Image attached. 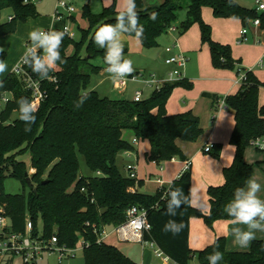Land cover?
<instances>
[{
    "label": "trees",
    "instance_id": "16d2710c",
    "mask_svg": "<svg viewBox=\"0 0 264 264\" xmlns=\"http://www.w3.org/2000/svg\"><path fill=\"white\" fill-rule=\"evenodd\" d=\"M37 1L41 0H0V39L15 34L19 23L39 19ZM135 2L139 21L144 26L141 43L145 48L157 47L159 38L178 24L179 13L186 10L187 19L180 25L181 35L198 24L202 44L210 49L213 67L246 74L238 93L225 98L226 107L235 115L230 144L236 153L233 164L223 171L225 184L208 189L210 212L187 206L181 210L182 215L174 218L183 221V231L177 236L164 233L162 228L169 219L164 214L165 194L170 187L183 188L187 193L192 187L191 169L168 189L148 195L136 190L143 186L142 181L125 178L118 168L119 154L136 151L134 140L151 144V151L146 155L149 162L159 166L175 159L187 162L177 141L196 143L204 130L201 119L191 111L178 115L167 112L175 89L193 90V83L187 79L168 83L150 99L140 102L101 98L97 91L88 90L92 76L103 69L94 61L102 60L107 67L104 50L94 44L93 38L101 25L115 23L119 12L116 0L100 14L93 13L89 4L84 7L82 17L89 26L80 29L78 40L65 37L60 49L63 62H58L51 73L57 82L41 79L27 67L36 79L43 81L47 91V98L37 111L30 132L24 131L25 124L18 118L16 101L20 97L31 99V93L13 73L2 81L0 95L11 94L13 98L0 112V209H5L13 233H25L26 221L30 219L34 236L40 235L39 223L42 222L41 236L45 241L56 236L59 246L74 249L83 239L88 244L83 249L85 264H138L116 246L98 243L94 232V226L113 228L124 224L128 210L133 207L147 212L151 230L145 234V240L155 242L178 264H191L195 258L199 264H209L207 257L214 249L223 253L220 264H264L263 240L252 241L248 252H229L226 237L217 238L213 245L201 251H193L189 241L192 219L203 220L211 230L219 221L231 222L224 206L232 199L236 188L243 187L249 178H253L255 165L245 161V154L255 139L264 137V107L259 101L264 83L252 72L245 71L241 60L234 59L230 45L213 40V29L203 20V8L210 7L218 19L241 20L244 26L260 19L263 29L264 14L244 8L234 0L231 4L229 0H163L158 8H147L142 0ZM6 10H11L12 15L7 22H1ZM152 13H157L155 20L150 18ZM71 46L76 49L72 56L68 55ZM127 55L128 49L124 48L125 58ZM0 59L5 62L7 53L0 54ZM85 90L90 92V98L77 110L74 102ZM203 97L214 104L220 99L210 93H204ZM222 151V144H214L208 154L220 159ZM26 152L31 154L30 168L17 160ZM79 156L85 158L93 176L81 175ZM30 170L35 171L31 182L37 191L31 188L28 195L5 192L6 174L18 179L25 189L29 187L26 174ZM15 260L10 258L3 264H15Z\"/></svg>",
    "mask_w": 264,
    "mask_h": 264
},
{
    "label": "crops",
    "instance_id": "0c3cea01",
    "mask_svg": "<svg viewBox=\"0 0 264 264\" xmlns=\"http://www.w3.org/2000/svg\"><path fill=\"white\" fill-rule=\"evenodd\" d=\"M234 1L244 8L256 11L258 9L257 1L264 4V0ZM87 4L90 5V0H88ZM207 12L209 13L205 12L206 14H204L205 22L213 29V40L222 45H230L233 48L234 59L241 60L243 63V69H245V71L252 72V74L256 76L260 82L264 83V29L261 26L252 25L249 21L247 24L248 33L244 38H242L241 31L245 26L241 20L218 19L214 16L212 9ZM258 13L260 15L264 14V12ZM53 25L56 24L53 22ZM53 25L51 24V27H53ZM195 26L196 25H194L191 29H194ZM190 32H192V30ZM183 36H185V34ZM176 44L179 45V48H176L174 53L183 51L184 54H186L188 43L185 41V43L181 44V42L177 40L174 45ZM203 50L208 52V61L206 62L207 65L204 64L203 67H205L206 73L210 76L208 79L211 80L213 85L211 87H203L201 90L195 88V91H188L183 88L175 89L168 102L167 112L169 115H178L191 111L201 119V125L204 130L203 136L196 143H188L179 140L177 141V144L187 157V162L191 163L192 188L194 190V203L192 206L204 213H209L211 206L208 189L209 187H220L225 184L223 171L225 168L230 167L233 164L236 153L235 147L230 144L231 136L235 128V115L226 106H223L221 102L222 99L237 94L241 88V83L240 74L237 72L234 74L227 70L214 69L209 47L207 45L200 47V51ZM167 56L168 54L165 50V59ZM186 56L188 57L187 54ZM204 56L205 59H207L206 55ZM19 62L20 60L18 63ZM170 69L171 68L165 64L163 69H160L159 72L155 73L160 76H165ZM136 71L139 70H135V72ZM185 73L187 81L193 83V85L198 88L200 81L195 79L192 76V73L188 72V69ZM127 89L125 91H127ZM150 90L154 92L153 89ZM138 91L143 93V100H145L144 90H137L136 92ZM204 93L218 95L220 97L219 102L214 104L211 99L203 97ZM6 95L7 94L0 96L2 99L5 97L8 100L13 98L11 94H8L11 95V98H7L8 95ZM134 99L135 97L130 101H134ZM259 101L260 105L264 107V88L260 91ZM214 144L223 145V151L220 159H215L205 152L206 146H213ZM135 147L136 151L123 152L119 154L117 165L120 170L119 163L122 159L127 173L125 178L129 177L128 166H135L137 180L143 182V188L136 187V190H139L141 193L155 195L160 189H168L172 183L183 174L186 161L175 159L159 166L155 162H149L146 159V155L151 151V144L148 141H138ZM250 148L246 151L245 161L250 165H254V163H256L259 167L254 168L252 179L258 181L264 180V164L262 163L264 162V152H259L253 147ZM32 171L35 173L34 170ZM159 181L161 183H159ZM149 185H154L155 190L152 192H144L143 189ZM232 227L233 225L231 222L219 221L215 223L214 230H211L205 225L203 220L192 219L190 224L189 240L191 249L193 251L204 250L209 247L208 245H213L212 242L216 241L217 238L226 237L227 250L229 252H248L251 248L252 242L248 248L238 247L233 242L234 237L231 235ZM111 237L116 238L113 235ZM259 239L263 240V238ZM254 240L258 239L255 238Z\"/></svg>",
    "mask_w": 264,
    "mask_h": 264
},
{
    "label": "rangeland",
    "instance_id": "374dc122",
    "mask_svg": "<svg viewBox=\"0 0 264 264\" xmlns=\"http://www.w3.org/2000/svg\"><path fill=\"white\" fill-rule=\"evenodd\" d=\"M76 7L79 9V13L76 15V21H68L67 25L70 29L76 33L77 39L80 38V29L88 28V22L82 17V9L87 4L88 0H72ZM145 7L150 8H158L161 6L163 0H142ZM114 3V0H90V9L95 14H100L104 10V8L110 7ZM36 7L38 12L40 13V17L37 20H29L27 23H19L18 30L15 34L9 35L0 39V47L4 49L3 52L7 53V59L5 63L7 64V70L3 73H0V82H2L11 72L14 66L18 63L21 56L23 55L26 45L30 44L28 39V34L30 31L34 29H48L53 25V15L55 12L56 0H41L37 1ZM123 6V0H116L117 10L120 11ZM207 11H211L210 7L203 8V20L205 21ZM206 12V13H205ZM12 15L11 10H6L1 18V22H7L9 16ZM208 15V14H207ZM187 19V11L183 10L179 13V21L178 24L175 25L177 27L176 32H168L167 34L161 36L158 41V46L154 48H145L141 42H138L135 37L123 35L122 40L124 42V48L128 49L127 59H130L133 63V67L135 70H139L136 72H144L147 74L157 73L160 69H163L165 66V50L169 47H172L177 40L181 42V44L188 43L187 52L188 55V72L192 73V76L195 79L200 81V85L195 87L198 90H201L203 87H211L213 84L210 76L206 73L204 64L208 61V56L205 50L200 51V47H204L206 45L202 44L200 40V26L196 24L194 29H191L192 32L188 31L185 36L181 35L180 25ZM61 26L59 24L53 25V27ZM248 26V25H247ZM245 26L244 28H247ZM52 28V27H51ZM190 32V33H189ZM192 33V34H191ZM233 50V48H232ZM76 52L74 46H71L68 49V55L72 56ZM183 52V51H182ZM184 53V52H183ZM185 54V55H186ZM207 59H205V56ZM96 66H102L103 69L98 73L92 76L90 85L88 87L89 91H97L101 98H109L111 100H127L130 101L135 97V93L137 90H144V99H150L154 92L150 89H147L143 84L129 83L127 91H118L114 88V83L108 74L105 72L107 68L102 60L94 61ZM207 65V64H206ZM209 65V64H208ZM212 68V65H211ZM210 68V69H211ZM186 69V70H187ZM215 69V68H214ZM232 73H236L235 71H229ZM186 74V73H185ZM8 95V94H7ZM6 95V96H7ZM7 98H11V95H8ZM6 103L3 101L0 96V112L5 108ZM251 149V148H250ZM17 160L23 162L28 168L31 167V154L26 152L17 157ZM80 166H81V175L84 177L93 176L92 172L89 170L86 160L83 156H79ZM256 168H259L256 163H254ZM120 172L124 175H127L124 162L122 159L119 163ZM33 171L30 170L29 176L31 177ZM7 177L4 180V190L9 195H28L31 191L30 187L23 188L22 183L14 178L10 177V174H6ZM261 185V190L258 193L261 199H264V180H256ZM143 188V186H142ZM155 190L154 185L146 186L143 191H153ZM40 235L43 232V224L40 221L39 223ZM108 230L111 231L112 227H108ZM256 238H263L264 233L257 232ZM108 244L116 246L122 253L126 256L134 260L138 264H161L158 259L155 258L152 250L150 248H144L140 244L135 243H121L118 242L116 238L111 237L107 241ZM59 251L53 250L44 252L43 257L38 261V264H85L84 252H83V241L80 240L77 245L76 259L74 260H66L64 262L59 261ZM3 264V263H0ZM15 264H24L21 258H18L15 261ZM191 264H199L198 260L195 258Z\"/></svg>",
    "mask_w": 264,
    "mask_h": 264
},
{
    "label": "clouds",
    "instance_id": "9594fccd",
    "mask_svg": "<svg viewBox=\"0 0 264 264\" xmlns=\"http://www.w3.org/2000/svg\"><path fill=\"white\" fill-rule=\"evenodd\" d=\"M230 4L232 0H229ZM135 0H123L122 9L118 12L114 24L101 25L94 34L93 42L100 49L104 50V62L107 65L105 72L113 81L123 80L131 76L135 69L130 59L124 56V42L122 36L125 34L134 35L138 42H142L144 26L139 21V14L136 11ZM157 13L151 14L155 20ZM66 36H71L69 29L63 30L34 29L29 32V45L20 58L23 65L29 67L41 79H52L51 73L57 68L58 62H63L61 57V46ZM4 49L0 47V54ZM7 70V64L0 59V73ZM0 87H3L0 82ZM90 98V92L85 90L79 94L74 102V108L80 109ZM18 118L25 124L24 131L30 132L36 121L38 106L33 100L27 97H20L17 101ZM261 185L255 179L249 178L243 187L234 190L232 199L224 206V212L231 219L233 225L231 235L234 243L240 248H248L256 238V233H264V199L258 193ZM193 188L190 187L186 193L183 188L170 187L166 192V205L164 214L169 217L165 222L162 231L179 235L184 229L182 220L174 219L182 215V209L192 206ZM213 244L215 241L212 242ZM211 246V245H208ZM218 247V246H217ZM223 253L214 249L208 255L209 264H220L223 260Z\"/></svg>",
    "mask_w": 264,
    "mask_h": 264
},
{
    "label": "built area",
    "instance_id": "2783aa9c",
    "mask_svg": "<svg viewBox=\"0 0 264 264\" xmlns=\"http://www.w3.org/2000/svg\"><path fill=\"white\" fill-rule=\"evenodd\" d=\"M258 12H264V4L257 1ZM86 6V5H85ZM84 6V7H85ZM83 7V9H84ZM82 9V14H83ZM79 9L76 7L72 0H56L55 12L53 15V22L61 25L60 27H52L50 29L63 30L65 27L69 29L71 36H67L71 40H78L77 35L67 25L68 21L75 22L76 15L79 13ZM254 26H261V20L256 19L250 21ZM49 30V29H45ZM177 28L171 27L169 32H176ZM248 33V28H244L241 31V37L244 38ZM179 48L176 44L166 49L168 54L165 59V64L171 69L165 76H160L156 73L147 74L146 72H135L131 76L124 78L123 80L115 81L114 88L118 91H125L129 83L143 84L145 87L153 89L154 92L160 91L164 85L168 83H176L182 81L185 78V71L188 65V57L183 52L174 53L175 49ZM17 77H19L26 88L31 93V100L38 106V110L47 98V91L43 87V81L36 79L28 70L26 65L19 62L12 71ZM246 79L245 72L240 73V83ZM49 81L57 82V79L52 77ZM5 103L8 99L3 98ZM135 102L143 101V93L138 91L135 94ZM226 100L222 99V105H225ZM134 145L138 143V140L133 141ZM251 146L259 151L264 152V137L255 139ZM213 146L208 145L205 147V152L210 153ZM191 169V163L186 162L183 169V173ZM135 166H128L129 178L137 180ZM159 183H161L159 181ZM82 192H85L83 189ZM5 209H0V263L7 262L10 258H21L24 264H38V261L43 257L44 252L58 250L59 261L62 263L66 260L76 259L77 247L70 249L66 246L58 245V238L54 236L51 240L45 241L41 235L34 236V226L30 219L26 221L25 233L17 234L13 233L9 226V220L5 216ZM151 230V225L148 222L147 212L139 207H133L127 212V220L124 224L113 227L111 231L108 227L98 228L94 226V232L98 237V243L107 242L113 235L118 242L121 243H135L142 245L143 248H150L156 259L161 264H178L170 256H168L155 242L146 241L145 234ZM83 249L88 244L83 239ZM15 260V261H16Z\"/></svg>",
    "mask_w": 264,
    "mask_h": 264
},
{
    "label": "water",
    "instance_id": "95a60500",
    "mask_svg": "<svg viewBox=\"0 0 264 264\" xmlns=\"http://www.w3.org/2000/svg\"><path fill=\"white\" fill-rule=\"evenodd\" d=\"M26 178H27V182L30 188H33L34 191H37V189L33 186L32 182H31V177L29 176V173L26 174Z\"/></svg>",
    "mask_w": 264,
    "mask_h": 264
}]
</instances>
